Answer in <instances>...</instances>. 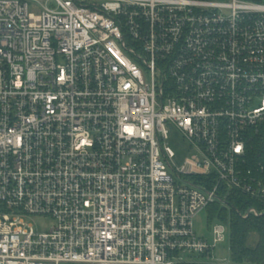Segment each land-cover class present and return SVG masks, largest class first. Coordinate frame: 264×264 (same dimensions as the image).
<instances>
[{"label": "built area", "instance_id": "built-area-1", "mask_svg": "<svg viewBox=\"0 0 264 264\" xmlns=\"http://www.w3.org/2000/svg\"><path fill=\"white\" fill-rule=\"evenodd\" d=\"M233 192L264 215V4L0 0V264H228Z\"/></svg>", "mask_w": 264, "mask_h": 264}, {"label": "trees", "instance_id": "trees-1", "mask_svg": "<svg viewBox=\"0 0 264 264\" xmlns=\"http://www.w3.org/2000/svg\"><path fill=\"white\" fill-rule=\"evenodd\" d=\"M228 206L213 203L207 208L210 220L230 225L232 264H264V215L243 218L241 213L257 202L241 193H231Z\"/></svg>", "mask_w": 264, "mask_h": 264}, {"label": "rangeland", "instance_id": "rangeland-1", "mask_svg": "<svg viewBox=\"0 0 264 264\" xmlns=\"http://www.w3.org/2000/svg\"><path fill=\"white\" fill-rule=\"evenodd\" d=\"M253 2H259L264 4V0H249ZM166 128L169 131V139L167 141L168 146L174 152L173 163L176 166H181L185 160L195 154L194 150L190 148L187 141L183 138L181 132L174 127L172 124H166ZM223 206V205H222ZM226 207V206H223ZM30 221L35 225L37 229L40 231H47L51 228L52 225L55 224V220L47 217H34L30 219ZM217 222H223L218 219V217L214 218V220H210L208 210H204L199 212L194 219V228L198 235L207 237L211 239V224H215ZM225 223V222H223ZM227 234L226 239L223 243L219 244L214 251V257L217 261H227L228 264H232V252H231V236H230V225L227 223Z\"/></svg>", "mask_w": 264, "mask_h": 264}]
</instances>
